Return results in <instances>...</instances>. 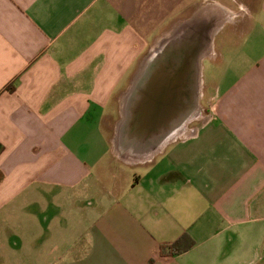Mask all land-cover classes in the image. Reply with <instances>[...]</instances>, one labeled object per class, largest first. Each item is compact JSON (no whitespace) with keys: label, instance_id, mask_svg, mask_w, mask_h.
Wrapping results in <instances>:
<instances>
[{"label":"crops","instance_id":"0c3cea01","mask_svg":"<svg viewBox=\"0 0 264 264\" xmlns=\"http://www.w3.org/2000/svg\"><path fill=\"white\" fill-rule=\"evenodd\" d=\"M191 21L218 26L207 112L122 159L114 105ZM0 144V264H264V0H0Z\"/></svg>","mask_w":264,"mask_h":264},{"label":"water","instance_id":"95a60500","mask_svg":"<svg viewBox=\"0 0 264 264\" xmlns=\"http://www.w3.org/2000/svg\"><path fill=\"white\" fill-rule=\"evenodd\" d=\"M210 26L184 24L161 38L140 62L121 99L115 146L148 157L179 136L200 97L199 77Z\"/></svg>","mask_w":264,"mask_h":264},{"label":"rangeland","instance_id":"374dc122","mask_svg":"<svg viewBox=\"0 0 264 264\" xmlns=\"http://www.w3.org/2000/svg\"><path fill=\"white\" fill-rule=\"evenodd\" d=\"M155 13H156V11H155ZM155 22H156V20H155ZM161 27H162V25H160L158 23H155L152 26V28H154L153 32H156ZM216 28H218V26L214 25L211 30L213 31ZM230 30H231V26L228 23V24H225L223 26L222 30L217 33V36H216V38H217V40H216V50H220L221 41H219V40H221L222 38H225V36L227 34H231ZM212 31L209 34L210 37L208 39L207 47H206L205 52H204V56L207 57V58H203L202 62H201L202 72H201V75L199 77V89H198V92H199L200 97L198 99V106H197V109L195 110L192 118L190 119V121L179 132V135H181L184 131H186V129L191 128L192 126H194L198 122V120L196 118L199 116V114L201 112H204V111L207 112V108H208L207 104H208V96H209L208 93L209 92H208V90L206 88V84L204 82H208L210 77H213V80H214V75H215L214 70L210 69V58H208L210 56V54H212V48H213L212 47V44H213V42H212L213 38L212 37H213V35L211 34ZM142 59H143V57H142ZM210 70H211V72H210ZM120 106H121V104L120 105L119 104L118 105L117 104L114 105L115 108H117V107L120 108ZM119 118H120L119 114H116L115 117H113L111 120L107 121V127H108L107 129H108L110 134L113 133V129H115V125L117 124ZM111 144H112V149L115 151V153L118 154L119 157H121L122 159H125V160L147 159L148 157H150L151 155H153L154 153H156V152H158L159 150L162 149L161 148V149L157 150L156 152H154L153 154L149 155L148 157L138 158V157H135V156H133V155H131L129 153H121L118 150V148H116V146H115L114 136L112 138Z\"/></svg>","mask_w":264,"mask_h":264},{"label":"trees","instance_id":"16d2710c","mask_svg":"<svg viewBox=\"0 0 264 264\" xmlns=\"http://www.w3.org/2000/svg\"><path fill=\"white\" fill-rule=\"evenodd\" d=\"M2 150V145L0 144V151ZM193 245V239L185 234L180 239L175 241L173 244H171L168 247H161V253L170 252V253H177V252H183L187 249H189Z\"/></svg>","mask_w":264,"mask_h":264},{"label":"flooded vegetation","instance_id":"af4514ba","mask_svg":"<svg viewBox=\"0 0 264 264\" xmlns=\"http://www.w3.org/2000/svg\"><path fill=\"white\" fill-rule=\"evenodd\" d=\"M224 19H223V16L222 17H219V20H218V22H221V21H223ZM196 21V20H195ZM197 21H199V20H197ZM207 24H210L211 25V23H206V25ZM207 26H209V25H207ZM210 28L212 29V25L210 26ZM209 32H211L210 30H209Z\"/></svg>","mask_w":264,"mask_h":264}]
</instances>
